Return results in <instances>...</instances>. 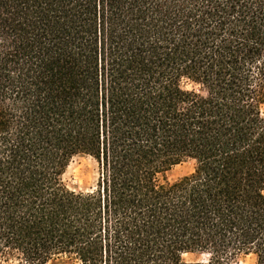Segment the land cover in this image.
I'll use <instances>...</instances> for the list:
<instances>
[{
    "label": "trees",
    "instance_id": "obj_1",
    "mask_svg": "<svg viewBox=\"0 0 264 264\" xmlns=\"http://www.w3.org/2000/svg\"><path fill=\"white\" fill-rule=\"evenodd\" d=\"M263 107L264 0H0V264H264Z\"/></svg>",
    "mask_w": 264,
    "mask_h": 264
},
{
    "label": "rangeland",
    "instance_id": "obj_2",
    "mask_svg": "<svg viewBox=\"0 0 264 264\" xmlns=\"http://www.w3.org/2000/svg\"><path fill=\"white\" fill-rule=\"evenodd\" d=\"M191 170V162L176 165L167 173V179L169 181H174L186 174H189ZM96 175L95 162L88 156L80 155L74 157L69 163L64 174V180L69 189L89 190L95 184ZM206 258L207 256L204 254L185 255L186 260H206ZM231 264H254V259L252 255L240 254L232 260Z\"/></svg>",
    "mask_w": 264,
    "mask_h": 264
}]
</instances>
